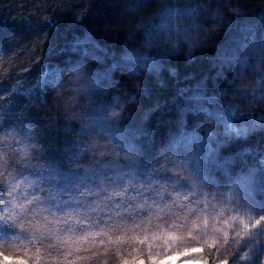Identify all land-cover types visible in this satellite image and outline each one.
Masks as SVG:
<instances>
[{
	"label": "trees",
	"instance_id": "16d2710c",
	"mask_svg": "<svg viewBox=\"0 0 264 264\" xmlns=\"http://www.w3.org/2000/svg\"><path fill=\"white\" fill-rule=\"evenodd\" d=\"M185 204L211 227L97 233L77 264H150L225 220L232 239L252 222L229 264H264V0H0V264L75 259L73 217L135 227Z\"/></svg>",
	"mask_w": 264,
	"mask_h": 264
},
{
	"label": "clouds",
	"instance_id": "9594fccd",
	"mask_svg": "<svg viewBox=\"0 0 264 264\" xmlns=\"http://www.w3.org/2000/svg\"><path fill=\"white\" fill-rule=\"evenodd\" d=\"M208 195L211 196L213 190H207ZM119 194V193H118ZM220 193L217 191V195ZM174 201L170 202L169 204L165 205V207H175L178 201L184 200L187 201L189 199V196L192 195V193L184 194L181 193H174ZM196 195H203V193H197ZM195 202V201H194ZM187 209L186 212H182L179 216L176 215L175 212H172L170 214L171 219L165 217L163 220L159 219V217L156 214H153L151 219L143 218L133 227V225L129 224L127 221L123 222L119 225H111V226H101L98 222H89L87 219L84 220H76L74 217L72 218L74 223L71 228L65 229V235H63L60 239L63 241H66L68 243L70 242H77V243H88V241L97 233L104 234L109 231L114 232V234H123L124 229H128L129 233H139L141 236H144L147 234V239L152 238V232L148 231L145 228V225L148 226V229H155L157 232L167 229L169 231H175L176 229L180 228L178 226L179 221L184 220L186 218V223L183 224V229L185 233H188L191 231L199 232L204 228L203 220L204 217L202 215L198 216V213L200 212L199 207H190L188 204H185L183 206ZM40 219L46 220L49 219L48 217H40ZM197 222H199L200 227L194 226ZM80 226H83L84 230L80 229ZM211 227L210 223L208 225ZM27 227V225H26ZM136 229H139V232L136 231ZM87 237V239H84ZM194 239V237H192ZM201 243H204L205 240L201 238ZM59 245H45L46 249H52V248H58ZM68 252H65V257L67 256ZM198 254V253H193ZM132 264H140L139 261H133ZM157 264H181V261L179 259L175 260H163L158 261ZM187 264H195L194 261L188 260Z\"/></svg>",
	"mask_w": 264,
	"mask_h": 264
},
{
	"label": "snow or ice",
	"instance_id": "6c2138e0",
	"mask_svg": "<svg viewBox=\"0 0 264 264\" xmlns=\"http://www.w3.org/2000/svg\"><path fill=\"white\" fill-rule=\"evenodd\" d=\"M32 183H34V181ZM18 186H19L18 184H13L12 191H9L8 195L12 196ZM23 207H24L23 205L20 206L21 211H23ZM209 223L210 221L207 218H204L203 224L209 225ZM262 224H264V216H260L258 219L255 220L256 226H260ZM194 226L200 227L199 222H197ZM251 226H252L251 221L245 223L243 229H241L240 231H236L235 238L232 239L230 229L233 228V225L231 224L230 220H225L222 226L212 227L211 235H209L208 240H206L201 246L192 249L186 248L184 249V251L186 252L191 251L194 253H198L199 255L197 256V258L201 260H205L207 259V257L203 255V252L207 250L209 247H211L212 251L216 252V260L214 264H229V258L221 254L222 250L233 243L241 246L245 240L250 238L251 233L249 232V229L251 228ZM104 235L107 236V238L113 236L117 240L124 239V235L115 236L110 232L105 233ZM84 239H87V237H85ZM145 239H147V237H145ZM99 243L105 244L106 239L100 240ZM87 246H94V242H89ZM69 247H75L77 250V255L75 256V259L69 260L68 257L72 256V252H69L65 257V264H77L78 261H83L88 259V257L81 256L80 254L81 250L85 248V245L83 243L73 244V242H70ZM244 255L247 256V252H245ZM3 257L4 254L0 253V260H2ZM21 264H30V262L27 261L26 258H21ZM36 264H41V260L39 258H37ZM122 264H129V261L124 260Z\"/></svg>",
	"mask_w": 264,
	"mask_h": 264
},
{
	"label": "rangeland",
	"instance_id": "374dc122",
	"mask_svg": "<svg viewBox=\"0 0 264 264\" xmlns=\"http://www.w3.org/2000/svg\"><path fill=\"white\" fill-rule=\"evenodd\" d=\"M187 249H192L195 247L192 246H186ZM184 251V249H182V251H177L174 252L171 255H160V256H155L151 259V263L150 264H157L158 261H163V260H175V259H179L181 261V264H187L188 260H192L195 262V264H204V260L202 263L201 259H198L197 256L199 254H193V252L188 253ZM143 262H141L140 264H142Z\"/></svg>",
	"mask_w": 264,
	"mask_h": 264
}]
</instances>
